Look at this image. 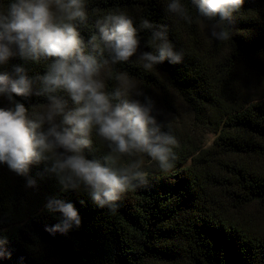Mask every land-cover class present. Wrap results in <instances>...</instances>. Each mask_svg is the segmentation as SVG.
<instances>
[{"label": "trees", "instance_id": "16d2710c", "mask_svg": "<svg viewBox=\"0 0 264 264\" xmlns=\"http://www.w3.org/2000/svg\"><path fill=\"white\" fill-rule=\"evenodd\" d=\"M12 2L0 0V12ZM181 2L191 23L168 13L166 0H85L88 19L75 26L85 53L91 54L97 19L114 12L128 15L140 44L128 61L105 69L106 90L119 87L116 74H127L135 86L127 98L150 99L163 132L170 129L160 112L178 115L182 105L216 135L211 147L198 146L170 124L178 144L169 171L147 154L118 157L117 166L143 160L148 178L143 187L123 194L114 212L99 206L84 186L63 190L48 171L51 159L33 163L27 176L0 163V264H264V0H244L228 25L230 39L223 42L212 38L208 27L219 17L201 21L191 0ZM143 20L155 30L166 29L174 50L183 53L180 63L165 60L149 71L142 67L141 53L156 54L152 30L141 27ZM52 62L15 53L0 64V74L15 78L20 67L33 81L31 95L9 99L0 94V109L20 103L31 117L34 108L46 106L47 97L37 93ZM59 95L67 110L77 107L67 92ZM91 139L84 155L103 162L107 142L95 129ZM29 178L35 186H29ZM53 198L75 207L79 227L49 231L63 219L46 208Z\"/></svg>", "mask_w": 264, "mask_h": 264}, {"label": "clouds", "instance_id": "9594fccd", "mask_svg": "<svg viewBox=\"0 0 264 264\" xmlns=\"http://www.w3.org/2000/svg\"><path fill=\"white\" fill-rule=\"evenodd\" d=\"M201 21L208 25L212 38L230 39L228 25L244 0H191ZM166 10L172 16L189 23L192 17L181 0H166ZM88 19L85 0H14L6 11L0 12V64L15 54L35 62L52 60L46 75L40 78L42 88L37 93L47 97L46 106L33 109L29 117L23 104L14 109H0V163L20 176H27L30 166L42 160H52L51 168L62 189L75 190L84 186L101 207L114 212L117 202L130 189L143 187L148 173L143 160L118 165V157L147 154L159 168L167 172L176 159L177 138L163 132L152 115L153 102L145 103L127 97L135 89L127 74H116L119 87L106 90L102 78L105 69L118 62H126L137 54L140 44L133 20L123 12H114L97 19L99 35L89 41L91 54L75 26ZM141 27L152 30L151 44L156 54L143 52L138 60L146 70L169 60L180 63L183 53L174 50L166 29L143 20ZM105 53L110 58H105ZM33 81L23 68L15 69V78L0 74V94L11 99L12 94H32ZM67 92L77 107L67 110L66 101L59 95ZM137 95L142 93L137 92ZM45 125L48 127L45 129ZM107 142L109 153L103 162L89 160L84 150L92 145L91 134ZM62 149L63 152L58 150ZM29 186L35 181L29 178ZM49 212L61 213L63 219L49 231L66 233L79 227L81 219L75 207L59 199H50ZM4 243V241H0Z\"/></svg>", "mask_w": 264, "mask_h": 264}, {"label": "rangeland", "instance_id": "374dc122", "mask_svg": "<svg viewBox=\"0 0 264 264\" xmlns=\"http://www.w3.org/2000/svg\"><path fill=\"white\" fill-rule=\"evenodd\" d=\"M102 78L104 79V77ZM132 91H134V89ZM177 109L178 115H170L165 111H163V113L161 111V119L167 125L172 124L180 135H185V133H187L189 137L192 136L194 142L198 146L203 148L211 147L216 139V135L197 122L184 106L178 105ZM191 163L192 162L189 161L188 165Z\"/></svg>", "mask_w": 264, "mask_h": 264}]
</instances>
